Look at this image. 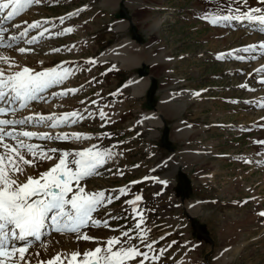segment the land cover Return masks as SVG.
<instances>
[{
    "label": "rangeland",
    "instance_id": "1",
    "mask_svg": "<svg viewBox=\"0 0 264 264\" xmlns=\"http://www.w3.org/2000/svg\"><path fill=\"white\" fill-rule=\"evenodd\" d=\"M102 2L105 5L120 4L119 14L125 19L122 24H118L122 30L115 28L116 32H113L109 20L93 11L98 6L96 4L102 6ZM86 3L90 7L80 11L81 14L89 15L87 18L82 20L81 14H74L65 25L61 21L49 22L53 35L48 46H55L58 51L46 54L40 38L33 43L27 42L35 37L38 30L46 29L45 22L41 20H38L40 24L37 27L28 28L33 19L61 15L81 6L86 7ZM227 3L232 4L233 8L238 6L241 11H247L250 7H264L262 0H247L246 3L242 0H227ZM38 5L27 7L12 20L0 25L7 26L8 32L13 31L12 34L18 37L8 42L12 44L11 48L0 46V55L9 57L12 65L9 68L8 64L0 61V68L16 71L28 67L40 72L45 68L63 70L76 67L78 71L71 72L61 84L53 85L39 94V99L30 101L24 112L17 113V116L21 114L18 118L23 119L40 110L44 111V115L59 117L61 114L57 113H60L62 104L63 108L69 110L80 107L86 101H94V109L105 107L107 114L115 103L124 104L125 101L128 106L131 88H124L121 84L133 75L139 76L136 66L142 61L145 62V77L136 82L147 81V90L144 89L143 94L134 98L146 100L149 94L154 105L145 107H156V112L153 111L151 116L163 122L157 131L146 129L147 132L143 134L139 126L133 125L135 118H139L138 112L143 111L140 108L128 110L130 113L125 115L122 111L109 118H101L95 110L94 119L81 122L87 119L83 117L76 123H67L69 134L79 131L88 136V139H82L77 144L69 143L67 139L46 140L39 136L30 140L24 138L44 149L74 152L96 145L98 150L108 149L115 154V159H112L115 161L105 163L97 174L81 181L88 192L103 190L106 197L120 196L111 212L113 214L105 212L109 206L93 214L94 218L107 221L109 227L101 224L96 228H86L88 235L97 238L94 241L72 240L68 234L62 236V240L57 243L59 249L67 250L68 253L73 252L71 250L83 253L102 244L106 238L119 236L122 231H126L132 237V243L145 252V247L141 246H145V242L139 241L137 237L139 230L136 224L140 215L131 211L124 201L142 191L143 202L137 212L143 210L146 220L140 228L150 238L147 242L161 248L164 242L167 243L162 257L146 261L145 264H176V237L180 234L172 235L170 231L176 226L177 216L183 213L189 222L186 235L197 243L192 249L180 253L190 264H217V255L222 253L226 257L230 256V261L225 264H264V216L260 215L264 212V144L257 143L264 141V107L260 106L264 103V78H258L259 74L264 73V66L259 69L253 67L258 60L264 63L261 62L264 50L256 44L255 38L257 34H264L259 32V26L247 21L211 24L203 18L209 12H220L224 0H44L41 6ZM101 8L107 9L104 6ZM68 9L71 10L66 11ZM221 14L228 13L224 11ZM95 15L98 17L89 21ZM3 16L4 13H0V18ZM97 22H101V25ZM46 25L49 27L48 23ZM67 27L73 33L65 34L67 32L64 29ZM26 28L27 35L20 37L19 33ZM115 43L119 44L108 50ZM248 45H256L255 50L245 51ZM18 48L31 51L21 53ZM6 50L10 55L5 53ZM160 53L161 58L166 56L168 61L161 58L152 61ZM98 55L104 59L98 57L95 62L88 64L79 60L81 57ZM120 56H129L134 60H129V65ZM237 56L244 59H237ZM64 59L74 60L58 63ZM250 74L251 77L248 76ZM246 78L250 82L259 81L252 83L251 87H240ZM152 80L154 84L151 86ZM58 87L66 89V97L60 104H55L53 100L58 99L57 95L51 99L47 96ZM68 89L76 91L68 92ZM111 91L114 94L105 95ZM54 92L57 91L51 93ZM166 94L174 103L185 104L178 114L166 115L165 100H162ZM45 103L48 106H44ZM130 106L132 108V104ZM138 106L139 103L136 104ZM53 108L57 112L50 114ZM127 118L129 120L126 122ZM49 124H34V128L49 133ZM63 125L59 127L63 128ZM28 126L18 125L17 130L31 131ZM131 127L134 129L128 130ZM178 127L190 128L193 133L185 138H176ZM31 128L33 130V126ZM148 137L150 140L147 144ZM148 147L151 150L146 152ZM150 152L152 156H149ZM167 157H172L169 165L166 164ZM55 162V159L42 164L36 162L27 169V173L39 176ZM159 162L163 164L153 171L154 165ZM150 173L159 174L174 184H169L166 190L155 179L135 185L130 183ZM122 187L127 189L124 195L118 191ZM180 200L184 202L185 208L184 205L179 207ZM198 201L207 203H193ZM197 224L202 226L200 235L193 227ZM148 255L156 256L155 250ZM42 257L32 260V256H29L26 259L42 262ZM133 264H138V260Z\"/></svg>",
    "mask_w": 264,
    "mask_h": 264
},
{
    "label": "snow or ice",
    "instance_id": "2",
    "mask_svg": "<svg viewBox=\"0 0 264 264\" xmlns=\"http://www.w3.org/2000/svg\"><path fill=\"white\" fill-rule=\"evenodd\" d=\"M235 2V0H233ZM246 3L247 0H242ZM264 2V0H262ZM39 4L41 0H0V13H5L0 18V23L5 20H12L27 7L32 4ZM219 7V5H218ZM226 11L228 14L222 15ZM72 15V13H69ZM204 19L211 24L222 21H247L259 26V32L264 33V7L248 8L241 11L237 6L233 8L224 0V7L220 12H209ZM63 17L60 18L63 22ZM39 21L28 25V28L37 27ZM19 27V25H14ZM47 31V29H45ZM71 28L64 29V32H71ZM8 28L0 27V42L4 41V34ZM28 29L19 33L20 37L26 36ZM64 33H56L62 35ZM43 35V33H40ZM17 36H10L8 40L15 41ZM36 37L28 40V43L35 42ZM0 46L11 48V43H0ZM256 45H248L245 51H254ZM261 50H264V41L260 42ZM23 53L31 49L18 48ZM58 51V49H53ZM237 59H244L237 56ZM255 59V57H252ZM0 61L12 67L10 58L0 55ZM71 69L58 70V68H48L40 72H34L28 67H23L16 71H7L0 68V117L6 114H15L19 109L27 107L30 101L36 100L38 95L49 89L53 85L61 84ZM264 83V81H262ZM247 87V85H240ZM68 92H75V89H68ZM65 91L53 93V95H64ZM93 103H95L93 101ZM18 105V108H17ZM264 107V103L260 105ZM79 116L76 112L61 114L59 117L36 113L23 119L0 118V264H17L16 254L19 253L23 260L27 251V240L34 237L39 240L41 230L45 227L46 219L50 217L54 230L61 234H75L77 240L94 241L97 238L82 232V229L93 226L98 227L103 224L109 227L107 221L94 218V213L105 206L111 204L113 200L120 199V196H107L103 190L88 192L81 181L98 173V169L103 166L112 153L108 149L98 150L96 145L86 147L74 152L59 150L57 148L44 149L42 146L29 143L33 137L39 136L46 140H66L69 138L81 140L88 139L87 134L73 132L71 134L61 133L57 136L48 133H37L34 131L20 130L15 128L9 130L8 126L26 124H49L56 127L68 122L76 123ZM101 118L105 116L100 112ZM71 118V120H69ZM81 119L83 117H80ZM10 138L12 142H8ZM24 138H27L24 139ZM264 144V141H257ZM27 153V156L25 155ZM59 153V155H55ZM31 157V158H29ZM56 160L47 170L41 172L39 176L29 175L28 167H33L37 160L41 163ZM26 179L21 180L20 177ZM132 183H138L133 181ZM120 195L127 192L126 188H120ZM142 197L136 195L133 199L125 203L133 205L132 211L137 215L135 205ZM264 216V212L260 213ZM115 218V217H113ZM143 219L139 220L136 228L139 230L137 237L144 240L147 233L140 228ZM17 241H24L17 247ZM175 243V242H173ZM151 248V244H145ZM163 252V250H161ZM158 256L150 257L147 252H142L138 245L132 243L129 232L122 231L119 236H110L102 244H98L94 249L85 250L83 253L73 251L70 254L60 253L49 259L46 264H133L138 260V264H145L146 261L157 260ZM45 264V262H41Z\"/></svg>",
    "mask_w": 264,
    "mask_h": 264
},
{
    "label": "bare ground",
    "instance_id": "3",
    "mask_svg": "<svg viewBox=\"0 0 264 264\" xmlns=\"http://www.w3.org/2000/svg\"><path fill=\"white\" fill-rule=\"evenodd\" d=\"M8 20H5V21H3V23L2 24H5L6 22H7ZM241 22H246V21H241ZM247 23H249V22H247ZM251 24H255V23H251ZM3 27H6L7 28V26H3ZM125 27V26H124ZM156 27V26H155ZM248 32V31H247ZM8 33V32H7ZM7 35H9V34H4V41L3 42H0V43H5V42H8V40H5L7 37ZM11 35H9V37H10ZM12 36H16V35H13L12 34ZM256 44L257 45H259V47H260V42L261 41H264V34H257L256 35ZM149 48V47H148ZM146 50H147V48H146ZM1 51V50H0ZM7 52V50L5 51V53ZM138 52V51H137ZM152 53V52H151ZM154 53V52H153ZM159 53V52H158ZM1 54V53H0ZM4 54V53H3ZM7 54H8V52H7ZM144 54H145V52H144ZM8 55H10V54H8ZM150 55V54H149ZM161 56H162V54L160 53L159 54V56H155V57H153L152 58V61H154L155 62V60L156 59H159V58H161ZM114 57V56H113ZM107 58V57H106ZM120 58L122 59V61H124L125 60V62L126 63H128L129 65H131V63L129 62V60H131L130 59V57L128 56V58L126 57V56H120ZM102 59H104V58H102ZM161 59H163V60H167V57L166 56H163ZM132 60H134V59H132ZM136 60V59H135ZM158 61V60H157ZM168 61V60H167ZM132 62V61H131ZM134 62V61H133ZM258 63H256L253 67H255V69H259V68H261V66L263 65L264 66V63H260L259 62V60L257 61ZM261 62H264V57L262 58L261 57ZM152 63V62H151ZM133 65H134V63H132ZM124 69H127V68H124ZM264 72V71H263ZM260 75V77H258V78H261V79H263L264 78V73L261 75V74H259ZM249 77H251V74L250 75H248ZM136 79V81H139L140 80V78H137L136 76H133L132 78H130L129 80H128V82H127V84H132V87H133V94L135 95V96H138V95H141L142 93H143V91H144V89H145V87H146V82L147 81H145V82H143L142 81V83H139V82H133L132 80H135ZM248 80V78H246V80H244L243 82H241V84L240 85H247V87H251V85H252V83H255L256 84V82L257 81H259V79H257V80H255L254 82H250V81H247ZM264 80V79H263ZM259 83V82H258ZM261 83V82H260ZM165 100V103H164V105L166 106V115H176V114H178L181 110H182V108L184 107V105L185 104H179V103H174V101H171L170 99V97L168 96V94H166V95H164V97L162 98V100ZM184 102V101H183ZM162 104V103H161ZM44 106L46 105V106H48L46 103L45 104H43ZM42 105V106H43ZM51 106H54V105H51ZM164 106V107H165ZM168 107V108H167ZM17 108H18V105H17ZM25 108H27V107H25ZM25 108H23V109H25ZM159 109V108H158ZM18 110H21V109H19L18 108ZM17 110V111H18ZM41 112H44L43 110H40ZM156 112V111H155ZM153 113V112H152ZM165 113V112H164ZM11 114V113H10ZM41 114V113H40ZM154 114V113H153ZM21 115V114H20ZM19 115V116H20ZM162 115V114H161ZM108 116H110L109 114H108ZM22 117H24V116H22ZM110 117H112V116H110ZM0 118H6L5 116H3V117H0ZM14 118H15V116H14ZM16 119V118H15ZM18 119V118H17ZM149 122L150 123H152L153 125H155V127L158 125H160V123H161V121L157 118V120H156V118H154V116L152 117H149ZM27 125H29V127L31 128V126H32V124H27ZM43 124H41V126H42ZM65 125V124H64ZM17 125H14V126H8V128H9V130H11L12 128H15L16 130H17V127H16ZM60 125H58V126H56V127H52V132H60L61 131V133H67V130H66V128L65 127H63V128H60L59 127ZM178 126V125H177ZM21 130V129H20ZM18 131V130H17ZM176 134H175V137L176 138H185V137H187L188 135H190V134H192L193 133V130L192 129H190V128H183L182 129V127H178L177 129H176ZM49 134V133H48ZM7 140H8V142H12L11 140H10V138H6ZM69 142L70 143H74L75 142V139H72V138H69ZM25 155L27 156V153H25ZM114 153H112V156H111V161H112V159H113V157H114ZM29 158H31V157H29ZM37 162H39V160H37ZM42 164V163H41ZM51 166H49V168H50ZM29 168H31V167H28L27 169H29ZM167 174V173H166ZM20 179L21 180H24L25 179V177L24 176H21L20 177ZM196 207H197V205H195ZM142 219H144V217L142 218ZM92 226H88L87 228H91ZM93 228V227H92ZM90 230V229H89ZM92 230V229H91ZM84 231H86L85 233H87V229L85 228V229H83V231L82 232H84ZM65 235H67V234H61V233H58V232H56L55 230H54V226H52L51 225V219H50V217L49 218H47L46 219V222H45V227L41 230V235H40V239L39 240H37V239H35L34 237H29L28 238V240H27V245H28V248H27V251L24 253V258H23V260L22 261H20L21 259H20V256H19V253H17L16 254V261H17V264H23V262H27V264H31V263H33V264H41V262H35V261H31V262H29L26 258L27 257H29V256H32V260L33 259H36V257L38 258V256H43L44 257V260H42V262H45V264H46V262L49 260V259H51L52 257H54V256H56V254H58V253H60V254H62V255H67V254H70V253H68L67 252V250H64V249H59V246H58V241H60V240H62V236L64 237ZM69 235V237H72V240H76V238H75V234H68ZM45 236V237H44ZM66 239V238H65ZM63 240H64V238H63ZM67 242V241H66ZM69 242H70V240H69ZM72 242V241H71ZM62 244H63V242H61ZM68 243V242H67ZM23 244H25V242L24 241H17L16 242V245H17V247H20V246H22ZM66 244V243H65ZM65 244H63V245H65ZM60 245V244H59ZM68 245H70V244H68ZM61 246V245H60ZM67 246V245H66ZM65 246V247H66ZM63 247V246H62ZM94 247V246H93ZM95 247H96V245H95ZM68 248H70V247H68ZM67 248V249H68ZM69 250V249H68ZM71 251H74V250H71ZM80 252V251H79ZM36 255V256H35ZM46 256H48L49 258H47L46 259ZM42 257V258H43ZM232 257V256H231ZM217 264H225L226 262H229L230 261V256L229 257H226L225 256V254H221L220 256H218L217 255Z\"/></svg>",
    "mask_w": 264,
    "mask_h": 264
},
{
    "label": "crops",
    "instance_id": "4",
    "mask_svg": "<svg viewBox=\"0 0 264 264\" xmlns=\"http://www.w3.org/2000/svg\"><path fill=\"white\" fill-rule=\"evenodd\" d=\"M100 0H97V2H99ZM121 1V0H120ZM89 2H91V0H89ZM96 4V3H95ZM103 4V5H102ZM89 5V4H88ZM96 5H98L97 6V8L96 9H94L93 11L94 12H99L100 14H99V16H103L105 19H107V20H109V24H110V26H112V31L113 32H116L115 30V28H117V30H122L123 28H119L118 27V24H122L123 22H124V20L120 17V14H119V6H120V4L119 3H114V4H112V5H105L103 2L101 3V5L102 6H104L105 8H107V9H102L101 7L102 6H100V4L99 3H97ZM90 7V6H89ZM109 7V8H108ZM69 10H71V9H68V10H66V11H69ZM73 10V9H72ZM66 11H64V12H66ZM85 11V10H84ZM70 12V11H69ZM81 12L82 11H77L76 13H75V15H77V14H81ZM66 13H68V12H66ZM89 15H87L86 16V14L85 13H82L81 14V19L83 20V19H85V18H87ZM98 16L97 15H95V16H93V18L92 19H89V21H91V20H95L96 18H97ZM97 23H99L100 25H101V22H97ZM115 26V27H114ZM133 67H135V66H133ZM128 69H130V68H128ZM145 101V102H144ZM146 102H147V104H146ZM137 103H139V106L138 107H136V104ZM148 100H147V98H146V100L144 99V100H140L139 101V99H135L134 98V95L133 94H131V92H130V96H129V105L128 106H126V104H125V106H124V109H125V111H124V115L125 114H129L130 112L129 111H132L133 109L135 110L136 108H140V110H149V109H147L146 107L148 106ZM132 104V108H131V105ZM144 105V106H143ZM146 106V107H145ZM144 108V109H143ZM129 110V111H128ZM151 113L152 112H150V115H151ZM130 117V116H129Z\"/></svg>",
    "mask_w": 264,
    "mask_h": 264
},
{
    "label": "water",
    "instance_id": "5",
    "mask_svg": "<svg viewBox=\"0 0 264 264\" xmlns=\"http://www.w3.org/2000/svg\"><path fill=\"white\" fill-rule=\"evenodd\" d=\"M145 72H146V70H145V64H142V69L139 70L138 74L142 76ZM179 179L181 180V174L179 175Z\"/></svg>",
    "mask_w": 264,
    "mask_h": 264
},
{
    "label": "trees",
    "instance_id": "6",
    "mask_svg": "<svg viewBox=\"0 0 264 264\" xmlns=\"http://www.w3.org/2000/svg\"><path fill=\"white\" fill-rule=\"evenodd\" d=\"M152 104H154V100L150 101ZM195 230H197L199 232V235H200V230L202 229L200 225H196V226H193Z\"/></svg>",
    "mask_w": 264,
    "mask_h": 264
}]
</instances>
